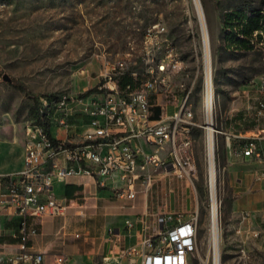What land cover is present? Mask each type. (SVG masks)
<instances>
[{
	"label": "rangeland",
	"instance_id": "374dc122",
	"mask_svg": "<svg viewBox=\"0 0 264 264\" xmlns=\"http://www.w3.org/2000/svg\"><path fill=\"white\" fill-rule=\"evenodd\" d=\"M201 1L212 54L221 261L264 264V237H252L248 230L242 234L236 231L242 216L231 214L232 191L224 169L226 155L232 150L244 151L245 142L254 136L261 152V158L253 156L259 162L254 172L264 170V44L258 43L247 51L227 50L223 33L226 11L256 10L263 7L264 0ZM154 24L165 30L153 42H146L145 35ZM168 43L176 47L182 60L174 80L186 86L193 84L189 105L195 122L192 135L198 178L194 184L164 179V188L159 186L156 193L154 185L149 198L154 213H187L198 208L199 250L191 264H202L210 241L211 198L203 45L192 0H0L2 165L12 168L19 163L28 128L38 122L41 113L35 95L42 99L50 94L82 96L98 91L105 82L107 62H116L127 52H131L129 69L138 71L142 80L147 69V50L164 48ZM4 74L12 81L4 80ZM156 101L152 98V102ZM165 102L163 113L177 109L173 98ZM12 251L8 245L0 247V264Z\"/></svg>",
	"mask_w": 264,
	"mask_h": 264
},
{
	"label": "built area",
	"instance_id": "2783aa9c",
	"mask_svg": "<svg viewBox=\"0 0 264 264\" xmlns=\"http://www.w3.org/2000/svg\"><path fill=\"white\" fill-rule=\"evenodd\" d=\"M164 30V26L154 24L145 41L153 42ZM261 34L259 43L264 44V32ZM130 55L127 52L124 58L107 62L105 82L98 91L41 99V115L49 128L39 122L29 126L22 168L0 174V211L13 208L19 217L17 247L4 264H44L45 253L28 244L38 233L29 218L66 214L67 205L56 197L55 181L81 174L105 187L107 178L115 177L123 183L115 188L116 195L135 198L138 183L149 192L164 179L194 184L198 178L192 135L195 122L189 105L193 84L186 86L174 80V74L182 68L176 47L168 43L164 48L148 49L142 80L138 71L129 69ZM129 71L135 83L121 87L120 79ZM152 98L157 101L152 102ZM170 98L176 101L177 109L165 114V99ZM155 105L162 109L158 119L152 117ZM244 155L261 158L256 137L249 138ZM257 178L264 180V170L257 173ZM249 215L242 214L237 233L248 230L252 237H264V230L249 227ZM153 216L156 218L150 231L145 218L126 220L129 229L138 223L144 226L141 238L122 253L127 264H191L199 250L198 208L189 213L163 211ZM109 233L115 235L114 229ZM66 260L64 254L55 257L57 264ZM202 264H222L221 248L216 254L209 241Z\"/></svg>",
	"mask_w": 264,
	"mask_h": 264
},
{
	"label": "crops",
	"instance_id": "0c3cea01",
	"mask_svg": "<svg viewBox=\"0 0 264 264\" xmlns=\"http://www.w3.org/2000/svg\"><path fill=\"white\" fill-rule=\"evenodd\" d=\"M156 107L160 105L153 107V114ZM160 110L162 112L161 107ZM231 135L250 137L243 133ZM0 151V174L14 173L22 168L24 148L18 165L12 168L2 165L4 150ZM226 157L224 169L232 191L231 214L242 216L249 212V227L264 230V180L258 179V172H254L259 162L254 161L253 156L244 155L242 150H232ZM106 181L107 186L103 187L94 178L81 174L55 181L54 191L67 205L66 214L29 218L30 223L37 225L38 233L31 236L28 244L31 249L45 253L44 264H57L55 257L59 254L67 256L63 264H127L122 253L126 246L141 238L144 226L138 223L129 229L126 220L145 218V227L150 231L155 223V211L150 204V193L139 183L136 197L129 198L116 195L115 188L123 185L117 178L108 177ZM163 184L162 180L155 185L156 193L159 186L164 188ZM18 222L13 208L0 211V247L8 245L16 249ZM111 228L115 235L109 233Z\"/></svg>",
	"mask_w": 264,
	"mask_h": 264
},
{
	"label": "bare ground",
	"instance_id": "6f19581e",
	"mask_svg": "<svg viewBox=\"0 0 264 264\" xmlns=\"http://www.w3.org/2000/svg\"><path fill=\"white\" fill-rule=\"evenodd\" d=\"M198 24L200 27L203 59L205 69V103H206V129H207V149L209 156V186H210V241L215 247L216 254L221 248L220 229V201H219V178L218 165L216 159V109L214 100V89L212 82V54L210 48V36L204 6L201 0H192Z\"/></svg>",
	"mask_w": 264,
	"mask_h": 264
},
{
	"label": "trees",
	"instance_id": "16d2710c",
	"mask_svg": "<svg viewBox=\"0 0 264 264\" xmlns=\"http://www.w3.org/2000/svg\"><path fill=\"white\" fill-rule=\"evenodd\" d=\"M255 31H258L255 34ZM264 32V2L263 7L247 11L245 9H232L228 10L224 16V48L227 50H252L256 47V45L261 41L262 34ZM131 71L125 73L120 79V86L125 87L127 84L132 83L134 85V77L130 73ZM26 89V86H23ZM89 92V91H88ZM49 99L56 97L53 94L46 96ZM36 105L41 107V99L39 95H35ZM161 110L160 107L155 108V113L153 114V118L160 117ZM37 121L42 123L49 128V123L46 121L41 113H39ZM249 139L245 142H248ZM19 223V222H18Z\"/></svg>",
	"mask_w": 264,
	"mask_h": 264
},
{
	"label": "water",
	"instance_id": "95a60500",
	"mask_svg": "<svg viewBox=\"0 0 264 264\" xmlns=\"http://www.w3.org/2000/svg\"><path fill=\"white\" fill-rule=\"evenodd\" d=\"M4 80L6 81H12V78L8 74L3 75Z\"/></svg>",
	"mask_w": 264,
	"mask_h": 264
}]
</instances>
